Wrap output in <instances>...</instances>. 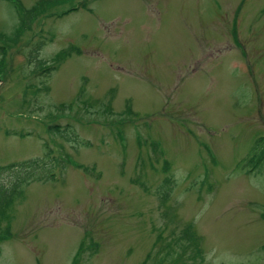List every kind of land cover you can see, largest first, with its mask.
<instances>
[{"label":"rangeland","instance_id":"1","mask_svg":"<svg viewBox=\"0 0 264 264\" xmlns=\"http://www.w3.org/2000/svg\"><path fill=\"white\" fill-rule=\"evenodd\" d=\"M48 153L0 264H264V0H0V165Z\"/></svg>","mask_w":264,"mask_h":264},{"label":"trees","instance_id":"2","mask_svg":"<svg viewBox=\"0 0 264 264\" xmlns=\"http://www.w3.org/2000/svg\"><path fill=\"white\" fill-rule=\"evenodd\" d=\"M47 71L50 72V69L47 68ZM72 132L76 131L73 129ZM262 161H264V153L259 158L252 157V169L255 170L257 164ZM58 167H62L61 162L49 156V153L41 157L0 165V241L11 234L10 226L4 221L10 217L11 208L22 195L24 188L34 181L55 180L57 177L55 170ZM190 230L188 228L187 232L190 233Z\"/></svg>","mask_w":264,"mask_h":264}]
</instances>
